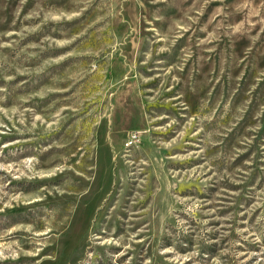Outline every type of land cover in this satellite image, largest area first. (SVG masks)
I'll list each match as a JSON object with an SVG mask.
<instances>
[{
	"label": "rangeland",
	"instance_id": "1",
	"mask_svg": "<svg viewBox=\"0 0 264 264\" xmlns=\"http://www.w3.org/2000/svg\"><path fill=\"white\" fill-rule=\"evenodd\" d=\"M0 264H264V0H0Z\"/></svg>",
	"mask_w": 264,
	"mask_h": 264
},
{
	"label": "built area",
	"instance_id": "2",
	"mask_svg": "<svg viewBox=\"0 0 264 264\" xmlns=\"http://www.w3.org/2000/svg\"><path fill=\"white\" fill-rule=\"evenodd\" d=\"M140 141V137L138 134L133 133L130 137H129V145H134L136 143H138Z\"/></svg>",
	"mask_w": 264,
	"mask_h": 264
}]
</instances>
